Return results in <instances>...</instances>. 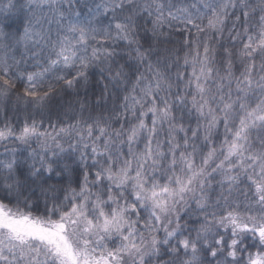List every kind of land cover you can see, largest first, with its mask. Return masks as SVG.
I'll return each mask as SVG.
<instances>
[{
    "label": "snow or ice",
    "instance_id": "6c2138e0",
    "mask_svg": "<svg viewBox=\"0 0 264 264\" xmlns=\"http://www.w3.org/2000/svg\"><path fill=\"white\" fill-rule=\"evenodd\" d=\"M0 105V264H264V0H0Z\"/></svg>",
    "mask_w": 264,
    "mask_h": 264
},
{
    "label": "trees",
    "instance_id": "16d2710c",
    "mask_svg": "<svg viewBox=\"0 0 264 264\" xmlns=\"http://www.w3.org/2000/svg\"><path fill=\"white\" fill-rule=\"evenodd\" d=\"M10 110H11V109L9 108V111H10ZM4 111H5L4 106H3V105H0V115H3Z\"/></svg>",
    "mask_w": 264,
    "mask_h": 264
}]
</instances>
